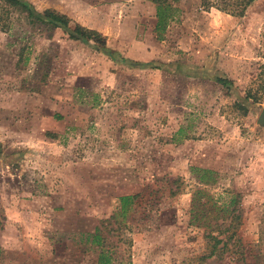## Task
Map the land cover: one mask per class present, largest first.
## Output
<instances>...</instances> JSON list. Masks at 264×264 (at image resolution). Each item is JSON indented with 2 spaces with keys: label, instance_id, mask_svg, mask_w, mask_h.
<instances>
[{
  "label": "rangeland",
  "instance_id": "1",
  "mask_svg": "<svg viewBox=\"0 0 264 264\" xmlns=\"http://www.w3.org/2000/svg\"><path fill=\"white\" fill-rule=\"evenodd\" d=\"M23 1L72 22L0 30V264H199L194 196L208 220L241 208L242 248L209 264H264V0L244 17L180 0L163 34L153 0Z\"/></svg>",
  "mask_w": 264,
  "mask_h": 264
},
{
  "label": "trees",
  "instance_id": "2",
  "mask_svg": "<svg viewBox=\"0 0 264 264\" xmlns=\"http://www.w3.org/2000/svg\"><path fill=\"white\" fill-rule=\"evenodd\" d=\"M179 2L180 0H153V3L156 5L157 24L155 31L157 34H163L169 25L178 18L181 10L176 8L174 4ZM255 2L256 0H200V8L205 12L216 9L230 16L244 17ZM21 16H24L29 24L33 26L45 24L52 28H66L69 27L72 22L67 16L52 10H46L43 15L35 14L32 8L23 0H0V30L4 32L11 31L13 29L14 20L16 17L21 18ZM70 39L93 42L101 48L106 46L107 41L106 36L103 34L80 25L75 26L73 32L70 34ZM263 77L264 63L259 60L254 63L252 78L253 80L261 81ZM218 81L223 85H228L226 80L219 79ZM247 98L256 103H261V101H263V94L251 88L248 91ZM193 171H200L204 174H214L213 171L199 170L197 168H193ZM137 197L138 195L120 198L124 215L128 205L133 204ZM202 197L194 196L191 212L193 215V224H197L199 228H204V237L206 241L205 253H203L201 257H198L200 260L199 264H209V259L213 257H215L216 260L222 259L224 253L231 252V249L236 247L239 249L242 248L241 238L238 235V227L242 215L241 208L238 206L239 200L237 196H235L230 200L229 208H231V210H223L222 222L218 221V217H216L217 221L214 217L208 220L204 209L206 203L201 204ZM217 211H220L219 208ZM227 223L229 224L228 226ZM94 238V242L99 245L101 236L97 231ZM98 264H113V261L111 256L102 250L98 258Z\"/></svg>",
  "mask_w": 264,
  "mask_h": 264
},
{
  "label": "water",
  "instance_id": "3",
  "mask_svg": "<svg viewBox=\"0 0 264 264\" xmlns=\"http://www.w3.org/2000/svg\"><path fill=\"white\" fill-rule=\"evenodd\" d=\"M258 123L261 125V126H264V109L263 111L261 112L260 114V117L258 119Z\"/></svg>",
  "mask_w": 264,
  "mask_h": 264
}]
</instances>
